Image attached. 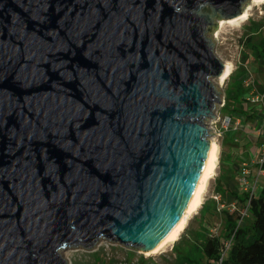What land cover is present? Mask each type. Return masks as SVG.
<instances>
[{
    "label": "water",
    "instance_id": "1",
    "mask_svg": "<svg viewBox=\"0 0 264 264\" xmlns=\"http://www.w3.org/2000/svg\"><path fill=\"white\" fill-rule=\"evenodd\" d=\"M245 1L0 0V264L169 236L221 102L205 32Z\"/></svg>",
    "mask_w": 264,
    "mask_h": 264
},
{
    "label": "rangeland",
    "instance_id": "2",
    "mask_svg": "<svg viewBox=\"0 0 264 264\" xmlns=\"http://www.w3.org/2000/svg\"><path fill=\"white\" fill-rule=\"evenodd\" d=\"M249 5L251 6V10L247 21L221 25L220 21H226L228 19L216 13L212 23L207 27L205 32V37L213 44V51L216 56L223 63H229L233 72H231V76L223 84H219L218 78L211 79L215 89L219 92L221 102L215 106V117L206 119L205 123L208 128L207 140H215L219 147L218 164L214 177L208 182L203 195L202 205L189 219L187 227L181 233L179 240L168 245L158 254L146 255L142 249L124 247L118 243L100 239L91 249L78 246L61 250L62 257L66 259L67 264H140L139 261L141 260L145 261V264H177L179 259L175 258L172 247L185 239H190L192 249L194 250L201 246L203 240L201 235H204L205 232L211 235L217 234L223 241L227 240V237L224 235L227 214L232 213V217L235 219L237 226L249 225L251 222L250 214L248 213L246 217L239 215V211H243L244 209L243 204L237 199L231 200L228 195L221 191L218 192L217 189V184L220 182L225 183L228 179V181L231 180L233 182L239 194H242L238 182L240 167L242 161L250 159L252 141L254 140L252 136H254V131L256 132L257 130L252 129V125H250L252 123L248 124L249 121L245 123L242 120V124L236 131L235 136H231L235 131L233 129L224 130L222 121L228 115V112L223 108V102L225 105L226 99L231 94V91L243 79L240 74V70L242 69L241 57L244 53L249 52V50L245 49L243 41L244 36L251 31L248 28L252 26V23H260L261 25V30L253 37V42L258 43L264 38V3L255 4L252 0H246L242 5V11ZM243 73L246 74L248 79L254 81L252 86L264 95V62H258L250 56ZM263 104L253 106L255 113H258L253 118L254 125H258L259 121L264 118V110L262 114L257 110ZM244 109H249V106L245 103L242 107L240 106V110L244 112ZM233 119L236 118L234 117ZM236 137L238 139L237 141L235 140ZM230 184L228 185L232 189V183ZM203 205H206V210L214 211V213L203 212L205 214H201ZM233 205L235 207L234 211H232ZM185 244H187V241L182 242V245ZM200 257V264H207L206 257L203 254H200Z\"/></svg>",
    "mask_w": 264,
    "mask_h": 264
},
{
    "label": "trees",
    "instance_id": "3",
    "mask_svg": "<svg viewBox=\"0 0 264 264\" xmlns=\"http://www.w3.org/2000/svg\"><path fill=\"white\" fill-rule=\"evenodd\" d=\"M260 27V23H252V26L248 28L251 31L244 36L243 44L245 45V49L249 50V52L244 53L241 57L242 69L240 70V74L243 79H241L240 83L231 91L223 107L228 112L229 116H233L232 118H240L244 121L255 118L254 113L247 114L245 111L243 112L240 110V106L242 107L245 103L244 95L246 90L243 87V82L247 78L246 74L243 73L245 65L250 59V56L258 62H264V38L258 43L253 42V37L261 30ZM230 183H232V189H230L228 185ZM217 189L218 192L221 191L225 193L231 200L237 199L243 205L247 201V195L244 193L240 195L231 180L228 181L227 179L225 183L220 182L217 184ZM205 210L206 205L201 208L200 213H214V211ZM248 212L251 216V222L246 226H237L235 219L232 217V213L226 215L224 235L227 237V240H232V244L227 251V255L222 259L220 264H264V183L258 195L250 200ZM201 237L203 238L202 244L195 250L192 249L190 239L183 240L187 241L185 245H182L183 241H181V243L172 247L175 258L179 259L177 264H200V254L206 257L207 264H214L221 258L223 247L225 246L222 242L223 240H221L219 236H213L208 232H205ZM139 262L140 264H145L143 260Z\"/></svg>",
    "mask_w": 264,
    "mask_h": 264
},
{
    "label": "built area",
    "instance_id": "4",
    "mask_svg": "<svg viewBox=\"0 0 264 264\" xmlns=\"http://www.w3.org/2000/svg\"><path fill=\"white\" fill-rule=\"evenodd\" d=\"M254 81H251V79H246L243 84L246 90V93L244 95V100L249 104H262L264 102V95H262L259 91H257L253 86ZM224 106V102H223ZM223 129L229 130L233 129L236 133L238 128L242 124V120L240 118L233 119L231 116L226 115L223 119ZM262 125L264 127V118H262ZM264 180V142L260 146V152L259 155L250 161H242L240 172H239V185L240 190L242 193L247 195V201L243 205L244 209L243 211H239V215L241 217L248 216V208L250 200L253 197H256L259 193L262 182ZM235 210V207L233 205L232 211ZM217 236V234L213 235ZM224 243L223 251L221 254V258L216 261L214 264H220L222 259L227 255V251L229 247L232 244V240L228 239L225 241H222Z\"/></svg>",
    "mask_w": 264,
    "mask_h": 264
},
{
    "label": "bare ground",
    "instance_id": "5",
    "mask_svg": "<svg viewBox=\"0 0 264 264\" xmlns=\"http://www.w3.org/2000/svg\"><path fill=\"white\" fill-rule=\"evenodd\" d=\"M253 3H264V0H252ZM250 10L251 6L245 7V9L241 12V14L233 19H228L226 21H220L221 25L228 23V24H235L238 22H245L248 20L250 16ZM220 25V24H219ZM232 71V67L229 63H224V69L220 75V78L218 77L219 84H223L224 81L230 76ZM209 148L211 149L210 157L207 161V167L204 172L203 178H202V184L200 188L198 189L192 204L189 208L188 213L183 217V219L176 225V227L172 230V232L169 234V236L161 243L159 244L154 250L148 252L143 251L146 253V255H155L158 254L160 251H162L165 247H167L170 244H173L179 240V237L181 233L185 230L187 227L188 221L191 218V216L200 208L203 201V195L206 191L208 182L210 179H212L215 175V171L217 169L218 164V150L219 147L215 140L209 141Z\"/></svg>",
    "mask_w": 264,
    "mask_h": 264
},
{
    "label": "crops",
    "instance_id": "6",
    "mask_svg": "<svg viewBox=\"0 0 264 264\" xmlns=\"http://www.w3.org/2000/svg\"><path fill=\"white\" fill-rule=\"evenodd\" d=\"M264 103V102H263ZM262 103V104H263ZM245 104L249 106V109H244V111L247 113V114H255V117L257 116V114L255 113V109L253 110V106H255L256 104H249L245 101ZM260 104V105H262ZM259 105V104H257ZM256 105V106H257ZM253 110V111H252ZM259 113H263L262 111L264 110V104L262 107H260L259 109H257ZM254 119H248L245 121V123L249 121L248 124L252 125V129H257L256 132L254 131V136H252L254 138V140L252 141V146H251V154H250V159L247 160V161H250L252 159H255L258 155H259V152H260V146L262 145V143L264 142V127L262 125V119L259 121L258 125H254V122H253ZM251 129V128H250ZM236 133H232L231 136H235ZM236 141L238 140L237 137L235 139ZM246 161V160H245ZM264 182V180H263ZM262 182V183H263Z\"/></svg>",
    "mask_w": 264,
    "mask_h": 264
}]
</instances>
